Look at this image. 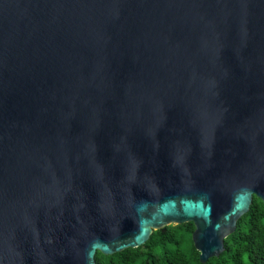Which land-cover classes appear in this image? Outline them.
<instances>
[{
	"label": "water",
	"instance_id": "1",
	"mask_svg": "<svg viewBox=\"0 0 264 264\" xmlns=\"http://www.w3.org/2000/svg\"><path fill=\"white\" fill-rule=\"evenodd\" d=\"M264 203V0H0V264H96L192 223L206 264Z\"/></svg>",
	"mask_w": 264,
	"mask_h": 264
},
{
	"label": "trees",
	"instance_id": "2",
	"mask_svg": "<svg viewBox=\"0 0 264 264\" xmlns=\"http://www.w3.org/2000/svg\"><path fill=\"white\" fill-rule=\"evenodd\" d=\"M192 223L155 231L141 247L111 256L97 253L96 264H202L194 248ZM219 258L206 264H264V203L253 198L248 214L237 223Z\"/></svg>",
	"mask_w": 264,
	"mask_h": 264
}]
</instances>
